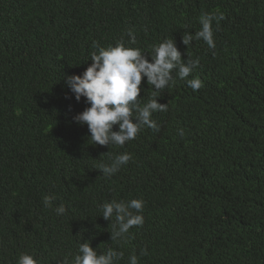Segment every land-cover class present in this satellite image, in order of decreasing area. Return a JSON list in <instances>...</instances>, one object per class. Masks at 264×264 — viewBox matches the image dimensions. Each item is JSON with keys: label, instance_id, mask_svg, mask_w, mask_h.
Returning <instances> with one entry per match:
<instances>
[{"label": "trees", "instance_id": "16d2710c", "mask_svg": "<svg viewBox=\"0 0 264 264\" xmlns=\"http://www.w3.org/2000/svg\"><path fill=\"white\" fill-rule=\"evenodd\" d=\"M205 14L223 16L216 47H186ZM121 39L149 60L174 39L182 59L199 58L187 79L203 87L174 70L157 94L167 104L152 115L159 131L108 148L72 120L88 105L64 76ZM145 81L142 103L153 96ZM124 152L132 159L106 178L97 165ZM131 199L143 200L144 224L112 241L115 217L101 206ZM87 242L122 252L117 264H264V0H0V264L20 253L74 264Z\"/></svg>", "mask_w": 264, "mask_h": 264}, {"label": "clouds", "instance_id": "9594fccd", "mask_svg": "<svg viewBox=\"0 0 264 264\" xmlns=\"http://www.w3.org/2000/svg\"><path fill=\"white\" fill-rule=\"evenodd\" d=\"M223 16L205 14L200 20L201 30L182 36L181 42L188 47L193 39L203 40L210 49L216 47L213 38L212 22L217 24ZM129 43L135 44L136 37L129 31ZM93 47H97L94 43ZM154 56L150 60L140 48L125 47L123 39L114 46L98 48L97 52L90 54L91 64L81 75H66V86L77 102L84 98L88 105L82 112L72 117L78 125H86L89 138L93 145H116L123 147L127 142L137 138L142 129L148 128L159 131V126L152 119L155 112L167 111V104L158 102L157 94L174 83L173 71L184 80L199 65V58L182 59L174 39H165L153 47ZM149 56V55H148ZM142 78H146L147 85L153 87V96L147 103L141 102ZM188 86L197 91L203 87V82L196 77L187 79ZM116 126L117 130H113ZM179 135H185L182 129ZM132 159L130 153L124 152L115 155L107 164L97 165L99 171L111 178L118 173L122 166L127 165ZM51 197L44 198L45 206L51 203ZM102 218L110 221L115 217L116 223L110 234V240L119 242L128 238L129 230L133 227H142L144 217V202L140 199L130 201H116L104 203L101 206ZM57 215H63L66 209L60 205L55 209ZM141 256L147 255V250L142 249ZM123 253L109 248L106 253L98 254L90 243H81L78 254L75 255L74 264H117L122 259ZM16 264H37L33 255L20 253ZM65 264H68L67 259ZM129 264H138V257L131 255Z\"/></svg>", "mask_w": 264, "mask_h": 264}]
</instances>
